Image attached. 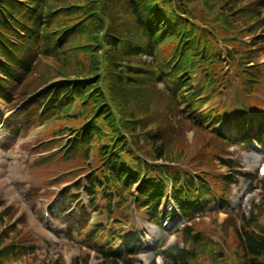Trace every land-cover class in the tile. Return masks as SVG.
<instances>
[{
  "label": "rangeland",
  "instance_id": "rangeland-1",
  "mask_svg": "<svg viewBox=\"0 0 264 264\" xmlns=\"http://www.w3.org/2000/svg\"><path fill=\"white\" fill-rule=\"evenodd\" d=\"M262 2L264 0H243L234 5L232 14V12L223 10L222 4L218 0H189L188 7L197 20L196 25L199 26V29L192 30V33L201 39V43L203 42L213 49H222L223 56L228 53L233 56V65L229 69L227 61L219 65L226 67L229 73L233 75H236L238 71L241 75L254 74L257 68H253L254 63L250 64L251 62L259 63L254 67L260 66V71L264 73V51H262L264 47V4L262 5ZM100 4V1L90 0L84 7V17L78 15L76 20L84 19L90 15L91 9ZM254 6H257L255 12L251 10ZM258 13L261 18H255ZM234 14H237L236 18L229 27L230 16ZM86 20L87 17L84 22ZM189 24L191 23L189 22ZM80 33L83 34V29ZM84 35L85 40L83 42L85 43L86 37L89 35ZM87 49L91 48L87 46ZM96 49L100 51L99 48ZM96 49H93L92 52L95 53ZM105 52H102V56L105 55ZM79 58L71 69L68 66L63 69L61 66V74H58L55 68L42 62L40 68L34 70L30 83L32 89L28 96H36V92L40 88L44 91L49 90L52 84L61 79L82 78L84 80L92 79L98 74L103 75L101 65L99 67L97 64L93 65L94 57L91 53L89 55V52H83L79 54ZM253 58L255 60L250 63L243 62ZM150 62L151 58L144 56L142 60H137L136 64H140V67L143 64L150 66ZM249 64L250 66H248ZM215 65H218V61ZM94 72H96L95 75H93ZM80 73L81 75H77ZM100 78L101 76L96 77L92 83H97ZM239 79V82L234 80L233 86L221 97L211 98L207 104L201 107L202 109L199 108L195 112L199 115L212 108L217 109V113H221L220 116L224 112L231 113L235 127L234 118L241 112L239 105L241 102L245 101L253 107L264 109V85L262 90L260 85H256L252 90L245 92L243 90L245 79ZM103 84L111 86L110 78L104 79ZM104 88L106 89L105 86ZM108 95L110 96V93ZM132 95L142 100L141 103L137 102L135 99H131L129 93H126V102L123 101V103L129 112H135L134 116L137 117H133V120L125 112L126 109L121 107V101L112 93L113 108L117 109L119 117L126 122L127 126L126 135L123 136V139H126L130 145L139 146L142 150L140 151L146 155L157 154L156 151L160 148L164 151L161 162L177 163L175 164L176 168L190 169L194 174L206 170L218 178L229 176L234 180V183L229 184L227 188V203L225 205L222 203L213 205L209 210L203 212L195 221L194 228L196 232L202 233L217 245L220 251L219 256L232 260L233 264H241V261H244V250L242 239L238 234L241 224L240 214L250 213V203L259 201L260 191L258 189L261 185L264 186V181L261 180V176H258L256 182L254 179L244 181L243 177L234 178V176L237 173L253 176L258 166L264 163V150L257 148L256 145H251L245 149L227 144L224 147L206 129L200 130L198 128L199 131L186 134L193 129H189L192 125L183 115H180L170 94L163 88V84L153 85L142 96L139 94ZM16 96L18 95H13V99ZM14 103L13 100L8 107V103L5 102L4 107L0 108V117L7 120L5 127L0 126V131L2 130L0 135V249L7 248L10 250L9 246H13L11 251L15 252L16 255L13 253L11 256L10 252L4 251L3 253L8 252L9 254L1 261V264H100L102 255L96 257L94 254H88L78 246L67 242L65 238L55 237L44 227V219L41 218L42 211L52 206L55 207L61 202V198L67 197L71 205L76 203V198L68 196L69 191L75 187L80 193L78 206L80 204L88 205L85 208L87 213H92L99 207L104 211L99 218L93 216L92 224L99 219L106 220L108 214L111 215L112 213L109 211L110 199L98 198L92 202L95 205L98 204L97 207L94 206L95 210H93V204L91 205L88 199L89 195L87 196L84 191H79L83 179L78 180L77 177L86 173L85 170L80 169L85 166V160L82 158L85 148H81L75 156H63L57 149L59 143L68 140L67 135H64L61 129L66 131L68 127H81L93 115L92 108L82 115L80 120L70 117L67 118L68 121H52L44 127L38 125L30 131L26 126L27 124L23 123L24 121L17 127L8 121L17 120L15 115L23 112L24 108L16 109ZM93 104L97 111L100 102H93ZM82 108L86 110L85 106ZM105 109V107L101 109L97 117L99 124L106 128L107 123L100 116L101 114L105 116L107 113ZM27 113L28 110H25L22 116H26ZM109 122L112 126L115 125L112 119ZM182 126H184V130H180ZM209 126V124L206 125L207 128ZM6 128L7 130H5ZM21 130L24 139L21 142L16 140L17 146L12 147L10 140L19 136L18 133ZM229 131L228 135L232 137L233 128L231 127ZM164 132L169 134L170 141L168 143L166 137L159 142H154L149 138L152 133L162 134ZM67 133L73 134L74 131ZM103 139V134L98 131L96 143L99 144ZM5 141L7 143H4ZM50 154L56 155V157H50ZM221 155L231 163L237 172H231L229 168L220 166L219 157ZM28 161L31 162L30 168ZM24 164H27L28 169L24 168ZM76 180L78 182H75ZM59 216L60 211L55 209L54 217ZM256 218L258 223L264 226V206L258 210ZM181 222L175 221L173 224L177 223L176 226H178ZM151 225L153 226L151 227L147 220L138 218L134 226V229H139L141 236L146 232L144 240L147 245L142 251V255L138 257L142 264H153L152 262L158 257V254L173 249L179 240L184 242V238L177 236V234L174 235L173 230L167 233L155 227L154 223ZM27 247H31L34 252L31 254L23 253L27 251ZM161 259L162 264H164L163 256ZM203 264H212V262L204 261Z\"/></svg>",
  "mask_w": 264,
  "mask_h": 264
},
{
  "label": "trees",
  "instance_id": "trees-1",
  "mask_svg": "<svg viewBox=\"0 0 264 264\" xmlns=\"http://www.w3.org/2000/svg\"><path fill=\"white\" fill-rule=\"evenodd\" d=\"M89 1L90 0H64L62 6L71 7L69 11L70 17H76L78 15H83V9L82 11H79V9H74L72 6L85 7ZM101 1L103 3L100 7H95L90 10V13L88 12L90 14L88 16V22L91 25H86V23H84L83 26H81L83 34L80 33V29H77L72 34L62 38L61 42L58 44V49L63 50L64 53L63 55L58 54L57 60L60 65L64 67L68 66L71 69V67L80 59L79 54L89 52V55L91 53L96 60V63L93 61V65H98L100 55L97 50L95 53H93L92 50L96 48L108 49L109 54L107 55L106 62L108 78H110L112 85L111 89L116 92L118 99L121 101V107L126 109L124 105L126 102V93H129L131 99L140 102L142 100L137 99L136 96L132 94H139L142 96L150 87L157 84V80L159 81L158 78L157 80L155 78L157 71L153 66L143 64L142 67H140V64H136V61L139 59L142 60L144 55L152 56L155 53L159 37L161 38L162 46L169 43H177L178 46H182L183 41H189V45L191 46L195 45L193 34L189 33L187 30H185L184 33L183 27L180 26L179 22H175L174 18L169 22L171 16L168 15V10L162 4L164 3L185 8L184 3L188 4L189 0ZM218 1L222 4L223 10L232 12L233 14L234 5L241 3L243 0ZM33 2L37 3L36 0H33ZM261 4L263 5L264 2ZM36 6V9L39 8L38 10H40L38 3ZM251 10L255 12L257 6H254ZM19 12L23 14L15 0H0V29H2L5 34L13 35L11 28L14 30L19 26V22L15 20L14 17H8V15L12 14L19 16ZM4 15L9 19H12L9 24L3 21ZM23 15L22 29L27 32L26 37L23 39L17 38L14 43L8 44L10 49H14L12 54L8 52V50H5L6 48L3 49L0 45V54L8 63V66L0 64V72H2L4 77L8 80L4 88L0 86V99L4 101L13 100L14 92L20 97L19 99H23L31 92L32 87L30 85V80L32 75H34L33 71L41 64V60L38 58L39 55H45L47 58L55 57L52 53L54 45L49 36H46L43 40L39 38V30L43 25L41 16H32L29 14ZM236 15L237 14L230 16L228 22L229 27L236 18ZM52 21L54 20L52 19L50 22ZM28 27L32 30H29ZM84 34L89 35L86 37L85 43L83 42L85 40ZM185 34L186 36L183 38ZM164 40H166L165 43H163ZM81 46H85V48L89 46L91 49L84 50L77 48ZM185 50L187 55L183 58L182 67H187L191 64V56L188 54L189 52L201 53V49ZM262 51H264V47ZM207 58L208 57H206V59ZM211 59H218V61H221L220 55L212 50L209 58L199 65L206 63L209 60L211 64L215 63V61ZM183 70L189 69L184 68ZM95 74L96 72L93 73V75ZM77 75H81V73ZM99 83L90 82L87 84V87L96 88ZM74 90L76 93H79L77 89L74 88ZM58 95L51 101V103L59 104L61 101H65L66 104H69L73 98L70 95H66V98L63 94ZM60 97H62L61 100H59ZM125 112L130 118H132V120L133 117H137L134 116V111L131 113L126 109ZM165 137L168 143L170 137L166 132L162 134L152 133L149 136L150 140L154 142L162 141ZM156 152L157 154L155 155L159 156V158L163 157L164 151L162 149L159 148ZM257 228L261 232H264V227ZM242 247L244 250V261H241V264H264L263 238H260L253 233L246 232L245 244H243ZM175 252L176 254H169L168 264H189V258L185 251L177 250ZM122 262L123 264H133L129 259H124Z\"/></svg>",
  "mask_w": 264,
  "mask_h": 264
}]
</instances>
